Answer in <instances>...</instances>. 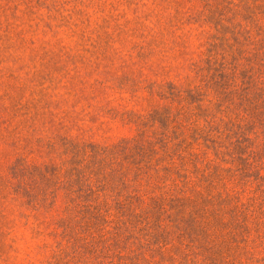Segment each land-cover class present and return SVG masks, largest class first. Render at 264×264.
<instances>
[{
	"label": "rangeland",
	"instance_id": "374dc122",
	"mask_svg": "<svg viewBox=\"0 0 264 264\" xmlns=\"http://www.w3.org/2000/svg\"><path fill=\"white\" fill-rule=\"evenodd\" d=\"M0 264H264V0H0Z\"/></svg>",
	"mask_w": 264,
	"mask_h": 264
}]
</instances>
